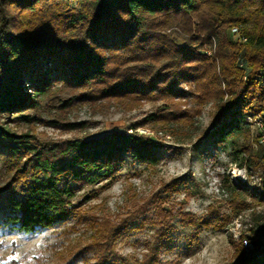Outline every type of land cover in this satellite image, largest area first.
<instances>
[{
	"label": "trees",
	"instance_id": "16d2710c",
	"mask_svg": "<svg viewBox=\"0 0 264 264\" xmlns=\"http://www.w3.org/2000/svg\"><path fill=\"white\" fill-rule=\"evenodd\" d=\"M172 27L187 36L184 43L163 33ZM235 28L246 41L234 38ZM262 68L264 0H0V151L12 173L10 187L23 185L21 197L10 199L4 226L23 234L54 229L74 213L71 200L79 188L105 189L127 156L145 167L160 162L159 144L134 131L48 145L10 128V123L40 122L36 111L58 87L71 95L63 109L98 102L132 109L163 100L165 109L148 116L142 126L159 125L171 135L214 102L218 113L208 136L225 145L248 135L246 112L264 111V88L254 81ZM183 84L191 89L189 109L176 103L186 98L179 88ZM83 129L84 124H71L64 130ZM259 159L260 151L242 147L234 163L250 173L259 169ZM232 190L237 203L264 200V183L262 191L252 194L236 186ZM114 228L101 246L94 243L104 250L96 264H129L113 250L111 237L119 227ZM164 230L159 229L158 240L145 247L136 264H169L162 260ZM250 234L253 253L241 255L237 264H264V225Z\"/></svg>",
	"mask_w": 264,
	"mask_h": 264
},
{
	"label": "rangeland",
	"instance_id": "374dc122",
	"mask_svg": "<svg viewBox=\"0 0 264 264\" xmlns=\"http://www.w3.org/2000/svg\"><path fill=\"white\" fill-rule=\"evenodd\" d=\"M71 7L75 8V4ZM163 33L179 44L187 38L177 27ZM179 88L186 97L176 101L179 109L191 108V89L184 84ZM221 88L226 91L223 83ZM59 90L60 87L36 111L40 122L10 123V128L33 134L41 144L48 145L113 131H134L159 144L160 162L154 168L145 167L127 156L117 178L105 189L98 190L102 187L99 185L79 188L71 200L75 211L65 222L54 229L23 234L3 224L10 213V199L21 197L23 185L10 187L12 173L1 150L0 191L10 188L0 192V264H96L104 250L94 243L101 246L114 227L119 230L111 237L113 250L129 264H136L145 247L158 240L156 233L161 227L165 228L167 243L162 260L169 264H237L241 255L253 253L252 242L251 247H245L244 241H250V230L264 225V200L247 198L237 203L232 190L236 186L250 194L262 191V152L250 128L247 136L245 133L220 145L216 137L208 136L218 113L214 102L203 106L198 116L189 118L191 126L178 128L171 135L159 130V125L142 126L148 116L165 109L163 100L142 102L132 109L111 102H98L95 107L76 103L63 109L71 95ZM228 99L224 95L223 103ZM50 123L62 128L55 129ZM71 124H84V129L64 130ZM242 147L260 151L259 169L249 173L235 165V154ZM93 192L95 196L91 198ZM210 221L215 224L203 225ZM98 225L102 226L99 236Z\"/></svg>",
	"mask_w": 264,
	"mask_h": 264
},
{
	"label": "bare ground",
	"instance_id": "6f19581e",
	"mask_svg": "<svg viewBox=\"0 0 264 264\" xmlns=\"http://www.w3.org/2000/svg\"><path fill=\"white\" fill-rule=\"evenodd\" d=\"M242 41H246V39L242 36ZM210 54V53H209ZM264 71V68H262L255 76H254V81L256 85L260 88H262V75H260ZM258 115H262V112H246L243 115L244 119V124L250 128L253 133L255 134V138L257 141L258 138V129L257 127L264 126V117H260V120H257ZM256 147H259L261 152H262V165H264V140H258V143H256ZM264 168V167H262ZM264 170V169H262ZM248 243V245H247ZM244 246L251 247V242L250 241H244Z\"/></svg>",
	"mask_w": 264,
	"mask_h": 264
},
{
	"label": "built area",
	"instance_id": "2783aa9c",
	"mask_svg": "<svg viewBox=\"0 0 264 264\" xmlns=\"http://www.w3.org/2000/svg\"><path fill=\"white\" fill-rule=\"evenodd\" d=\"M231 33L234 36V38L242 41V34L240 33L238 29L236 28L232 29ZM206 54L209 55V51H207ZM243 67H244V63H243ZM260 75H262V88H264V71H262ZM260 117H264V111H262V115H258L257 120H260ZM257 129H258V138H257L256 143H258V140H264V126H261L260 124V127H257Z\"/></svg>",
	"mask_w": 264,
	"mask_h": 264
}]
</instances>
